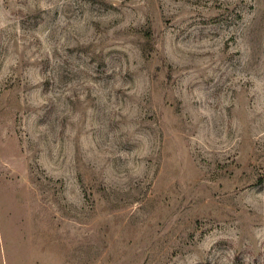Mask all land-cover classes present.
Segmentation results:
<instances>
[{
    "label": "rangeland",
    "instance_id": "rangeland-1",
    "mask_svg": "<svg viewBox=\"0 0 264 264\" xmlns=\"http://www.w3.org/2000/svg\"><path fill=\"white\" fill-rule=\"evenodd\" d=\"M0 264H264V0H0Z\"/></svg>",
    "mask_w": 264,
    "mask_h": 264
}]
</instances>
